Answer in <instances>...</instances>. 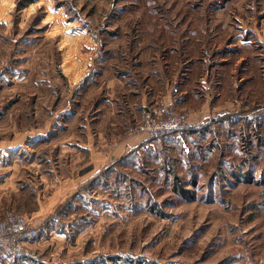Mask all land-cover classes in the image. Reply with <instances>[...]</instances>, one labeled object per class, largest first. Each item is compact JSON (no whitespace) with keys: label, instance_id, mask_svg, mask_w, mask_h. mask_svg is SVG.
Returning a JSON list of instances; mask_svg holds the SVG:
<instances>
[{"label":"rangeland","instance_id":"1","mask_svg":"<svg viewBox=\"0 0 264 264\" xmlns=\"http://www.w3.org/2000/svg\"><path fill=\"white\" fill-rule=\"evenodd\" d=\"M19 1L25 5L17 8ZM154 58L185 60L165 74L174 84L184 67L202 61L209 68L196 67L192 82L197 88L206 68L203 92L224 107L167 112L166 81L159 71L148 74ZM111 65L132 70L138 89L155 87L151 114L137 116L134 127L171 116L199 126L85 180L61 210L55 204L76 186L67 171L84 151L69 141L63 147L56 134L40 144L33 139L21 151L33 164L16 177L29 188L13 211L28 210L35 220L58 214L39 240L55 231L61 264H264V0H0V139L11 125L13 134L46 125L74 135L86 112L100 128L117 121L107 106L102 113L99 99ZM116 136L109 132L110 140ZM37 153L45 159L40 167ZM55 165L56 176H41ZM181 187L187 197L176 192ZM36 200L46 202L43 211ZM57 245L46 244L43 257Z\"/></svg>","mask_w":264,"mask_h":264},{"label":"crops","instance_id":"2","mask_svg":"<svg viewBox=\"0 0 264 264\" xmlns=\"http://www.w3.org/2000/svg\"><path fill=\"white\" fill-rule=\"evenodd\" d=\"M235 50L238 51V54L233 55L232 57L238 60L243 50L241 48ZM184 62L185 60L178 62L170 58H168L167 60L154 58L152 60V66L149 64L150 71L148 74H152L153 76H155L154 74H157L159 71V76H163L164 79L162 80L166 81L163 87V92L165 93L161 97V99L163 100L162 105L164 106L165 110L170 114L176 112L193 115L197 110H202L205 108L208 109L209 107L212 110L213 108L216 109L217 106L219 107V109L224 107L221 104H225L226 102L221 103L220 99L215 100L217 96L209 98V94L207 95V93L203 92V86H206V82H208L209 79L207 80L202 77L208 76L209 72L206 68H209V66L203 65L202 61H194L189 63L186 67L187 69H185L184 67L183 71H181L178 75L179 80L177 83L174 84V82L167 81L168 77L166 78L165 74L167 76L168 68L173 66L174 64L175 66H180L181 64L184 65ZM219 64L223 66L229 65L227 62H220ZM198 66L202 67L203 69L204 67L206 68L203 72L200 71L202 72V74L199 77L196 76L201 79L198 83H196V86L198 87L195 88V82H192V76L195 73L194 69ZM115 69V66L112 65L107 67V70L111 72V76H107L106 80H104L102 85H100L99 99L101 100L100 102H102V106H100L102 113L105 114L104 107L107 106L106 108L108 109V111H110V114L112 116L120 117L117 121H112L111 117L109 116L111 120H107L106 126L100 128L98 127V125L102 124H100V122L96 124L98 119L93 120L92 118L95 117V115L86 112L85 117H83L84 120H81L82 124H78V128H75L77 133L73 135L70 132L67 136V132H64V128H59L56 130L54 129L55 127L46 128V125H41L40 127L38 126L35 129L19 130L13 134L11 132L12 125L9 126L10 128H8V130H10V135H4L0 139V219L4 217L6 213L13 211L14 206L16 207L17 202L20 201L19 195L24 193V188H26L27 190L29 188V185L27 183L22 184L24 182L18 180V178L16 177H18L19 169L26 168V166L33 164V159L32 161H29L30 157L22 154L21 152L26 149L25 147H27L29 142L33 141V139H35L36 143L40 144L45 140L44 137L46 135H50L49 137H47L49 139L50 137H54L56 134V138L54 140H60V143H63V147H65L66 142L69 141L67 142L68 145H70V148H72L75 152L77 151V148L78 150L84 151V153H76L77 156H75L74 160L71 161L70 166L72 168L71 170L67 171L69 172L67 178L70 177L74 179L76 186L69 192V195L67 196L69 198L68 201L60 199L59 202L55 204V208L60 210L66 206V204H64L65 202L72 203V197L81 194L80 192L83 189L82 183L85 180H88L92 176L102 177L103 175H106L121 161L127 159L130 153H138L140 149L148 147L152 145V143H154V141H147V136L145 133H134L132 130L136 124L135 119L137 116L144 118L147 114H151V111L153 110L151 107L153 106L152 104L154 101L152 100V98L153 96L155 97V87L148 86L144 90L138 89V87H136L132 82V78L134 76L132 70L115 71ZM139 69L141 68L139 67L138 70ZM218 74H221L220 69L218 70ZM142 77H145V80L148 76ZM122 82L125 84H123ZM191 82L194 84L191 88L184 87V84L189 86L192 84ZM220 82L221 79L219 75L218 83L215 82L214 85L212 84V86L215 87L216 90L220 89ZM121 88H123L124 93L121 92ZM124 89L127 91L125 92ZM177 91L179 92L178 95L175 94ZM127 95L129 96V101L130 99H136V102H132L133 107H136H134L135 110L131 109L132 106L127 100V97H125ZM122 97H125L123 98L124 100H122ZM114 104L117 105L118 109L115 110L113 109V107H111L110 109L108 108V106ZM9 111L11 110L5 109L4 112H2V114L6 116V119L10 115ZM101 111L98 112L100 113ZM219 113H221L220 110ZM71 114H76V112H71L70 115ZM101 122L103 123V121ZM94 129H96L97 132L94 131ZM110 131H117V136L113 140H110L109 138ZM59 132L61 133L58 135L57 133ZM70 139H73V141H70ZM37 157L39 158H36V167H40V165L45 164V159L41 158L43 156L37 153ZM57 167L58 166L55 165L47 171L42 170L41 176H45V172L51 173L52 176H56L54 174V172H56L54 168L57 169ZM41 176L40 178H42ZM34 203L36 204V208L38 211H43L44 207L46 206V202L44 204L36 200V202ZM27 212L28 210L25 211L26 215H28ZM28 216L34 224H39L40 222H42V220H44L43 218H41L40 220H35L34 217L36 216L32 214ZM54 232V230L50 232L51 236L48 238L49 240H45L46 242L38 239L32 243L27 244V248L30 251L29 256L20 255L9 260L0 259V264H45V257H43V247L46 244L47 247L50 245L58 244L57 247H60L64 250L63 246L60 245L59 241L56 240L57 235L52 236Z\"/></svg>","mask_w":264,"mask_h":264},{"label":"built area","instance_id":"3","mask_svg":"<svg viewBox=\"0 0 264 264\" xmlns=\"http://www.w3.org/2000/svg\"><path fill=\"white\" fill-rule=\"evenodd\" d=\"M199 126L197 122H188L183 116H171L160 121L150 120L133 128L134 133H145L147 141L160 138L174 137L180 139L186 132ZM58 214L53 213L49 218L34 224L30 219L18 212L10 211L0 219V259L9 260L23 255L29 256L27 244L38 240L51 223H57ZM63 249L54 247L47 253V264H61Z\"/></svg>","mask_w":264,"mask_h":264},{"label":"trees","instance_id":"4","mask_svg":"<svg viewBox=\"0 0 264 264\" xmlns=\"http://www.w3.org/2000/svg\"><path fill=\"white\" fill-rule=\"evenodd\" d=\"M27 2H30V0H27ZM23 5H25V4L23 2H21V1H19L18 2V5H17V8L22 7ZM176 192H178L182 197H187V194L189 193L187 190L183 189L182 187H181V189L179 191L176 190ZM112 260H113V258H109L108 261H112ZM96 262L91 261L90 263L83 262V263H77V264H96ZM103 264H106V263L103 262Z\"/></svg>","mask_w":264,"mask_h":264}]
</instances>
